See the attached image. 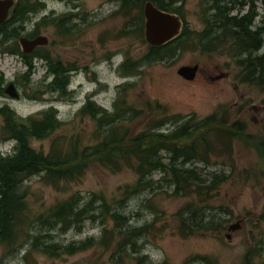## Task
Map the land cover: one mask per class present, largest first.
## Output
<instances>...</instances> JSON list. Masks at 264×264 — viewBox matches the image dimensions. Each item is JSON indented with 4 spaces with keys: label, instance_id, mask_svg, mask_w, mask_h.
Returning <instances> with one entry per match:
<instances>
[{
    "label": "rangeland",
    "instance_id": "rangeland-1",
    "mask_svg": "<svg viewBox=\"0 0 264 264\" xmlns=\"http://www.w3.org/2000/svg\"><path fill=\"white\" fill-rule=\"evenodd\" d=\"M21 1L26 0H15V5ZM29 1L37 8L23 23L17 39L19 47L8 44L0 52V72L6 79L5 89L14 84L20 98L4 94L0 97V107L8 105L24 118L53 107L65 124L56 135L78 134L82 145L87 146L94 143L95 126L90 119L80 118L78 112L88 99L113 111L118 97L126 91L123 86L130 84L126 92L128 104L144 110L129 126L132 135L147 129V118L152 113L157 122L167 123L166 133L182 122L191 121L192 125H197L216 114L228 117L230 122L243 123L246 134L264 137V90L240 81L242 69L228 53H202L189 47L173 57L166 56L162 61L150 63L145 60L150 49L145 28L143 36L135 32L139 10L135 6L131 10L124 8V0ZM204 1L175 0V6L180 8L185 25L191 31L204 29L201 20L206 10ZM255 6L257 26L264 27V4L256 2ZM250 9L246 4L243 14ZM145 22L144 16V25ZM22 37L30 40L45 37L48 44L26 54L31 56L28 59L19 53L11 54L17 47L23 52L19 44ZM263 54L264 46L257 55ZM27 61L32 63L31 74ZM57 61L74 71L67 96L48 90L53 81L50 64ZM127 63L130 67L126 70L120 68ZM137 63L138 69L131 70V65ZM195 65H199L200 70L194 81L178 74L181 67ZM175 118L179 119L176 123ZM1 126L0 118V130ZM208 139L214 147L210 163L197 161L187 167L197 168L204 180L222 174L228 177L210 200L196 192L187 196L173 195V188L160 173L152 178L157 183V190L144 191L121 203L126 187L134 186L138 176L128 169L113 175L92 163L81 181L61 186L59 190L47 186L40 177L25 182L29 204L33 212H39L72 194L81 193L85 201L95 194L127 216L130 227L153 224L156 235L145 239L141 245L143 254L155 263L207 264L203 258H208V264H244L249 249L264 240V163L256 150L246 146L241 139L233 140L231 149L226 147L227 133L211 132ZM51 140H33L32 146L47 153ZM14 147V142H2L0 138V155L13 153ZM202 208L212 212L226 208L229 213L220 214L225 220V230L219 234L192 232L190 229L195 220L191 216L195 212L199 214ZM236 224L240 225L239 229L229 230ZM108 227L113 228L114 223L109 221ZM102 228L100 222H87L80 232L52 234L56 242L68 245L89 237L99 239ZM27 250L28 245H25L17 253L7 255V249L0 245V264H137L129 259L112 263L109 256L103 259L97 249L61 259H49L37 253L28 255ZM253 263L264 264V252L260 257H254Z\"/></svg>",
    "mask_w": 264,
    "mask_h": 264
},
{
    "label": "trees",
    "instance_id": "trees-1",
    "mask_svg": "<svg viewBox=\"0 0 264 264\" xmlns=\"http://www.w3.org/2000/svg\"><path fill=\"white\" fill-rule=\"evenodd\" d=\"M147 2L182 17L180 8L175 6V0H124V8L131 10L135 6L139 10V22L135 23L134 30L142 36L145 28L144 7ZM204 2L206 10L201 16L204 24L202 31L189 30L183 20L181 35L163 46L150 45L145 60L150 63L162 61L166 56L173 57L189 47L209 54L225 52L242 69L239 76L242 83L264 90V54L257 55L264 46V27L257 26L258 12L255 6L256 2L264 4V0ZM246 4L251 9L243 14ZM36 8L29 0L14 6L8 19L0 24V52L8 44L13 43L19 47L17 39L21 35L23 23ZM18 47L10 53H19L26 59L31 57L21 52ZM41 58L49 59L46 56ZM27 62L31 74L32 63ZM138 64L131 65V70L138 69ZM122 67L126 70L130 66L127 63L120 68ZM50 72L53 81L48 90L67 96L73 69L57 61L50 64ZM5 83V76L0 72V97L5 94ZM130 86H123L126 91L118 97L113 111H108L88 99L78 112L80 118L90 119L95 126L94 143L87 146L82 145L81 136L78 134L56 135L65 124L60 121L59 113L53 107L25 118L8 105L0 107L1 141L15 143L13 153L0 155V245L7 249V255L17 253L25 245H28V255L37 253L49 259L74 257L97 249L102 258L109 256L112 263L129 259L137 264H158L143 254L141 245L142 241L156 235L153 234V224L130 227L127 216L108 205L104 197L95 194L87 201L81 193L72 194L44 211L33 212L25 182L34 177H40L47 186L59 190L61 186L81 181L89 164L97 163L113 175L128 169L138 176L134 186L126 187L121 203L144 191L157 190V183L152 178L160 173L173 188V195L187 196L196 192L210 200L228 177L222 174L215 175L212 180H204L197 168H188L187 165H193L197 161L210 163V154L214 152V147L208 137L211 132L216 131L229 135L226 146L228 149H231L233 140L241 139L246 146L256 150L259 159L264 163V137L256 138L246 134L243 123L230 122L228 117H219L216 114L197 125H192L191 121L182 122L166 133L167 123L157 122V118H153L150 113L147 129L132 135L129 126L144 110H137L128 104L126 92ZM178 120L175 118L174 123ZM48 139L52 140L47 153L43 149L33 148V140ZM262 173L264 175V170ZM215 211L202 208L199 213L201 216L195 212L191 216L195 223L190 230L217 234L225 230V220L220 218V214H228V210L219 208ZM262 218L264 220V212ZM109 221L114 223L113 228L108 227ZM87 222L102 224V236L99 239L89 237L68 245L54 240L52 233L59 231L67 234L72 230L80 232ZM263 252L264 240L249 249L244 264H254L253 258L260 257ZM203 260L207 264L210 262L208 258Z\"/></svg>",
    "mask_w": 264,
    "mask_h": 264
},
{
    "label": "water",
    "instance_id": "water-1",
    "mask_svg": "<svg viewBox=\"0 0 264 264\" xmlns=\"http://www.w3.org/2000/svg\"><path fill=\"white\" fill-rule=\"evenodd\" d=\"M15 6V0H0V24L4 23ZM145 22V37L146 41L151 46H163L179 37L184 27V21L181 16L176 13L163 11L156 7L152 2H147L144 7ZM19 44L25 54L32 53L37 47L48 44V39L38 37L30 40L26 37L19 39ZM199 65L183 66L179 69L178 74L188 81H194L198 75ZM5 94L19 99L20 94L16 90L14 84H9L5 89ZM240 225L236 224L230 227L229 230L235 231ZM231 239V236H227Z\"/></svg>",
    "mask_w": 264,
    "mask_h": 264
},
{
    "label": "flooded vegetation",
    "instance_id": "flooded-vegetation-1",
    "mask_svg": "<svg viewBox=\"0 0 264 264\" xmlns=\"http://www.w3.org/2000/svg\"><path fill=\"white\" fill-rule=\"evenodd\" d=\"M35 51H36V50H35ZM35 51H34V52H35ZM34 52H33V53H34Z\"/></svg>",
    "mask_w": 264,
    "mask_h": 264
}]
</instances>
